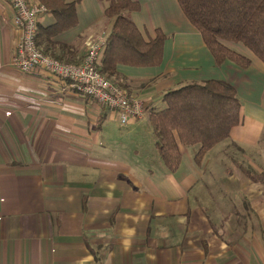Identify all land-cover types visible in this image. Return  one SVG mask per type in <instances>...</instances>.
I'll return each instance as SVG.
<instances>
[{
	"label": "crops",
	"instance_id": "obj_1",
	"mask_svg": "<svg viewBox=\"0 0 264 264\" xmlns=\"http://www.w3.org/2000/svg\"><path fill=\"white\" fill-rule=\"evenodd\" d=\"M134 1L141 10L130 18L146 40L161 30L166 42L161 66H119L112 78L145 103L144 119L124 127L47 72L13 66L21 34L0 0V264H264V177L239 168L264 174V64L229 44L252 65L218 66L177 0ZM78 19L54 39L67 63L80 64L113 24L98 0H82ZM52 23L46 13L39 27ZM211 79L236 88L241 124L200 166L181 146L171 173L149 114L166 108L167 92Z\"/></svg>",
	"mask_w": 264,
	"mask_h": 264
},
{
	"label": "trees",
	"instance_id": "obj_2",
	"mask_svg": "<svg viewBox=\"0 0 264 264\" xmlns=\"http://www.w3.org/2000/svg\"><path fill=\"white\" fill-rule=\"evenodd\" d=\"M32 1L45 6L47 14L54 18L51 25L39 27L38 46L45 54L64 62L55 52L54 39L78 26V5L82 0ZM98 1L105 6V17L113 21L106 37L101 73L114 83L112 78L117 75L119 66H161L166 35L157 30L156 38L148 41L130 18V14L141 10V4L134 0ZM177 1L186 18L202 35L218 66L230 61L244 70L251 67L252 61L229 44L243 46L264 64V0ZM60 49L69 50L64 45H60ZM163 100L166 108L152 111L148 123L160 159L171 173L177 172L182 164L181 146L198 147L195 162L200 166L206 154L228 140L242 121L238 92L224 80L187 84L167 92ZM239 168L253 182L259 183L264 177L248 165L240 164Z\"/></svg>",
	"mask_w": 264,
	"mask_h": 264
},
{
	"label": "built area",
	"instance_id": "obj_3",
	"mask_svg": "<svg viewBox=\"0 0 264 264\" xmlns=\"http://www.w3.org/2000/svg\"><path fill=\"white\" fill-rule=\"evenodd\" d=\"M15 13V24L21 37L16 47L13 66L24 73L43 70L65 82L78 94L97 101L114 111L122 126L141 121L146 114L145 103L129 95L112 83L100 71L106 36L88 43L84 60L69 64L47 55L38 46L37 37L41 16L47 13L45 6L32 0H9Z\"/></svg>",
	"mask_w": 264,
	"mask_h": 264
},
{
	"label": "rangeland",
	"instance_id": "obj_4",
	"mask_svg": "<svg viewBox=\"0 0 264 264\" xmlns=\"http://www.w3.org/2000/svg\"><path fill=\"white\" fill-rule=\"evenodd\" d=\"M93 40H97V39L92 38L89 42H91ZM156 109H159V108H156ZM124 127H126V126H124ZM183 148L186 149V150H189L190 151V155L193 154V152L196 154L197 151H198V147H183ZM186 165H187V163L185 161V164H184L183 168H186Z\"/></svg>",
	"mask_w": 264,
	"mask_h": 264
}]
</instances>
